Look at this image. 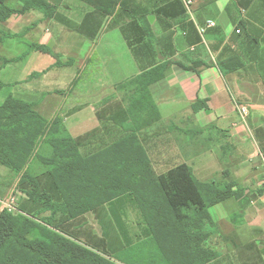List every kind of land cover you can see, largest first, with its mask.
<instances>
[{
  "label": "crops",
  "instance_id": "0c3cea01",
  "mask_svg": "<svg viewBox=\"0 0 264 264\" xmlns=\"http://www.w3.org/2000/svg\"><path fill=\"white\" fill-rule=\"evenodd\" d=\"M47 1L56 5L50 16L37 8L1 15L0 105L14 95L46 120L62 119L85 155L135 133L158 174L186 163L209 188L228 187L230 196L209 207L217 256L207 264H264V0H194L191 15L181 0H120L111 15L84 0ZM209 20L216 25L201 33ZM239 104L250 109L246 120ZM8 169L16 210L51 215ZM33 172L60 201L41 161ZM123 197L133 208L121 221L139 224L128 232L131 246L151 231L131 193L111 201ZM106 204L76 218L59 212L56 224L75 233L107 214ZM121 245L114 255L95 250L113 257Z\"/></svg>",
  "mask_w": 264,
  "mask_h": 264
},
{
  "label": "trees",
  "instance_id": "16d2710c",
  "mask_svg": "<svg viewBox=\"0 0 264 264\" xmlns=\"http://www.w3.org/2000/svg\"><path fill=\"white\" fill-rule=\"evenodd\" d=\"M21 1L23 7L18 10L0 0V19L36 8L50 16L56 9L47 0ZM84 1L105 15L113 14L120 2ZM32 48L59 57L47 46ZM163 69L160 65L148 72L161 70L149 77L150 83L161 77ZM35 159L47 169L60 201L34 174ZM0 164L21 177L19 185L25 186L22 190L30 202L41 205L42 212L51 211L41 217L23 206L18 211L0 208V264H121L79 241L56 224L55 216L61 212L76 218L125 193L135 197L151 231L148 238L131 246L147 250L145 257L134 259L136 264H207L217 256L209 243L216 231L209 207L228 198L230 189L209 188L186 163L158 174L135 133L85 155L62 119L48 121L30 102L9 95L0 105Z\"/></svg>",
  "mask_w": 264,
  "mask_h": 264
},
{
  "label": "rangeland",
  "instance_id": "374dc122",
  "mask_svg": "<svg viewBox=\"0 0 264 264\" xmlns=\"http://www.w3.org/2000/svg\"><path fill=\"white\" fill-rule=\"evenodd\" d=\"M81 98H77L79 101ZM244 122V121H243ZM245 125L244 123H242ZM9 170L8 167L0 164V208L4 209L8 208L7 204L10 202L11 198L16 195L20 196V192L17 190L16 181L14 176H8L6 172L3 171ZM5 177H3V175ZM2 175V176H1ZM12 196V197H11ZM11 197V198H10ZM132 198V197H131ZM135 200V199H134ZM135 204L137 208H139L138 203L135 200ZM107 214L102 215L99 213L97 219L93 222H90L86 227L78 229L74 235L77 238H81L87 244L91 246H95L98 249H101L103 253L111 255L114 250H118L122 247V243L127 245L125 247V251L122 255L116 254L113 256L114 260L122 259L119 261H125L129 263L132 260V264H136L135 260H139L140 258L145 257L147 254V250H144L138 246L132 248L127 243H129L130 235L128 232L132 231L133 234H136L135 228L138 227L139 224L121 221L120 213L128 212L132 209V203H129L128 197H123L117 199L115 201H110L107 204ZM17 211V210H14ZM132 211V210H131ZM128 215V213L126 214ZM129 217V216H128ZM132 220V219H130ZM128 226V227H126ZM141 242V241H140ZM136 245V244H135ZM113 254V253H112ZM114 255V254H113ZM118 257V258H116ZM131 259V260H129ZM129 260V261H128ZM120 263V262H118Z\"/></svg>",
  "mask_w": 264,
  "mask_h": 264
},
{
  "label": "built area",
  "instance_id": "2783aa9c",
  "mask_svg": "<svg viewBox=\"0 0 264 264\" xmlns=\"http://www.w3.org/2000/svg\"><path fill=\"white\" fill-rule=\"evenodd\" d=\"M181 1L184 3L187 12L191 15L192 14L191 7H192V5L194 3V0H181ZM215 25H216V22L215 21L209 20L207 22L206 26L199 28L200 29V32L201 33H204L207 28L214 27ZM238 32H239V30H238ZM238 110H239V113H240L241 118L243 120H246L247 117H248V115H249V113H250V109L248 108V106L247 105H244V104H239L238 105ZM261 159H262V165L264 167V152L261 153ZM16 202H17L16 199L14 197H12L11 200H10V202L7 204L8 209L10 211L16 210Z\"/></svg>",
  "mask_w": 264,
  "mask_h": 264
}]
</instances>
